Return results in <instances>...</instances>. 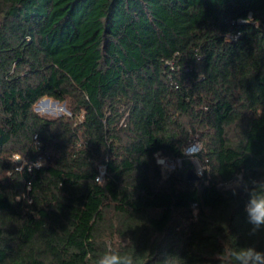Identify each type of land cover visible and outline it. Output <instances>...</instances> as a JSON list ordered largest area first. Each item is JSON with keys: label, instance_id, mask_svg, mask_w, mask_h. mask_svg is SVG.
Masks as SVG:
<instances>
[{"label": "trees", "instance_id": "obj_1", "mask_svg": "<svg viewBox=\"0 0 264 264\" xmlns=\"http://www.w3.org/2000/svg\"><path fill=\"white\" fill-rule=\"evenodd\" d=\"M236 173L264 175V0H0V264H220Z\"/></svg>", "mask_w": 264, "mask_h": 264}, {"label": "clouds", "instance_id": "obj_2", "mask_svg": "<svg viewBox=\"0 0 264 264\" xmlns=\"http://www.w3.org/2000/svg\"><path fill=\"white\" fill-rule=\"evenodd\" d=\"M251 21L248 17L246 22ZM22 158L17 157V160ZM43 161H37L36 167H42ZM199 174V172H198ZM103 181L99 176L95 178ZM233 194L243 191L247 200L244 205V218L247 225L246 237L252 243L230 248L220 259V264H264V249L256 241L264 239V175L245 179L243 173H236L228 185ZM92 264H139L138 255L122 254L119 250L108 247L96 257H90ZM180 258L174 254H164L158 264H177Z\"/></svg>", "mask_w": 264, "mask_h": 264}, {"label": "built area", "instance_id": "obj_3", "mask_svg": "<svg viewBox=\"0 0 264 264\" xmlns=\"http://www.w3.org/2000/svg\"><path fill=\"white\" fill-rule=\"evenodd\" d=\"M240 22H244V21L240 20ZM236 38H237V36H236ZM201 148H202V146H201L200 142L195 140L185 149V154L187 156H189L192 159V161L194 159H196L199 162L198 165H196V164L194 165L195 166L194 170H195V173L198 177H202L204 175V171H205L204 165L201 163V161L197 157V155L201 151ZM156 157H157V162L159 165H161L163 168L167 167V170H168L167 173L175 171L177 168H180L182 166V160L181 159H178L175 161V160L163 157L160 153L157 154ZM176 163H178V164L175 165ZM193 163H194V161H193ZM198 172H199V174H198ZM104 175H105V171L102 170L99 177L103 180Z\"/></svg>", "mask_w": 264, "mask_h": 264}, {"label": "rangeland", "instance_id": "obj_4", "mask_svg": "<svg viewBox=\"0 0 264 264\" xmlns=\"http://www.w3.org/2000/svg\"><path fill=\"white\" fill-rule=\"evenodd\" d=\"M35 112L45 116V117H60L63 115H70V112L67 108L66 103H60L50 98H43L36 104ZM201 144V143H200ZM21 160V159H20ZM194 165H198V161L196 159L193 160ZM176 163L175 165H177ZM166 168V169H165ZM163 168L164 173H167V167ZM166 171V172H165Z\"/></svg>", "mask_w": 264, "mask_h": 264}, {"label": "water", "instance_id": "obj_5", "mask_svg": "<svg viewBox=\"0 0 264 264\" xmlns=\"http://www.w3.org/2000/svg\"><path fill=\"white\" fill-rule=\"evenodd\" d=\"M187 179H189V180H197L198 179V176L196 175L195 170H191L189 172Z\"/></svg>", "mask_w": 264, "mask_h": 264}]
</instances>
